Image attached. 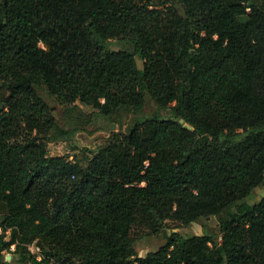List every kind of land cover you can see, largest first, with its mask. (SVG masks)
Instances as JSON below:
<instances>
[{
  "label": "trees",
  "instance_id": "obj_1",
  "mask_svg": "<svg viewBox=\"0 0 264 264\" xmlns=\"http://www.w3.org/2000/svg\"><path fill=\"white\" fill-rule=\"evenodd\" d=\"M42 90L133 119L50 154L72 129ZM258 187L264 0H0V264H264ZM208 216L219 236L175 230ZM136 226L164 242L139 255Z\"/></svg>",
  "mask_w": 264,
  "mask_h": 264
},
{
  "label": "rangeland",
  "instance_id": "obj_2",
  "mask_svg": "<svg viewBox=\"0 0 264 264\" xmlns=\"http://www.w3.org/2000/svg\"><path fill=\"white\" fill-rule=\"evenodd\" d=\"M110 46L114 49H120L128 48L129 44L121 39H112L110 41ZM137 63L139 66L142 64L139 58H137ZM41 94L49 105L58 124L63 128L72 129V132L69 135L59 136L55 141L47 142V148L50 154L68 155V158L74 156L77 159H82L85 148L91 150L99 147L110 139L112 131L117 130L120 125H122V129H124L133 119V115L129 113L123 116L122 122L118 120H105L102 117L95 115L96 109L90 105L77 102L74 107L66 108L65 105L56 101L47 92L42 90ZM154 108V104L150 98L146 97L144 105L138 111V115H148L154 110ZM161 113L163 115H169L170 111L162 110ZM263 194L264 187H258L253 191L252 195L248 198V201L254 202ZM167 223L173 225L175 222L168 221ZM168 230H166V233ZM175 230L185 236L202 233H213L217 236L220 235L217 220L214 216L201 218L200 220L191 222L185 226L180 225L175 228ZM132 234L135 236V248L139 255H144L148 251L157 249L165 240L164 231L150 233L149 230L141 226L133 227ZM7 238H9V234L7 235ZM29 246L36 250V246L32 244ZM11 249H13V245L11 246ZM6 258L7 260L14 262L16 256L15 254L7 253Z\"/></svg>",
  "mask_w": 264,
  "mask_h": 264
},
{
  "label": "water",
  "instance_id": "obj_3",
  "mask_svg": "<svg viewBox=\"0 0 264 264\" xmlns=\"http://www.w3.org/2000/svg\"><path fill=\"white\" fill-rule=\"evenodd\" d=\"M249 4H250V2H249ZM184 120H183V118H179V122H183ZM185 127H188V128H190V125H188L187 123H184L183 124ZM112 127V126H111ZM8 258H9V255H8Z\"/></svg>",
  "mask_w": 264,
  "mask_h": 264
},
{
  "label": "built area",
  "instance_id": "obj_4",
  "mask_svg": "<svg viewBox=\"0 0 264 264\" xmlns=\"http://www.w3.org/2000/svg\"><path fill=\"white\" fill-rule=\"evenodd\" d=\"M36 248V250L38 249L37 247H35ZM30 249L32 250V251H34V249L32 248V247H30Z\"/></svg>",
  "mask_w": 264,
  "mask_h": 264
}]
</instances>
